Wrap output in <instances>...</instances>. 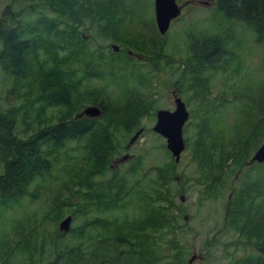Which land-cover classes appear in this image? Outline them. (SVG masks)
<instances>
[{
	"label": "trees",
	"instance_id": "16d2710c",
	"mask_svg": "<svg viewBox=\"0 0 264 264\" xmlns=\"http://www.w3.org/2000/svg\"><path fill=\"white\" fill-rule=\"evenodd\" d=\"M49 2V6L58 15L66 14V19L73 18V21L79 22L80 19L92 17L91 21L99 23H96L97 36L112 38L121 20V25L126 22L127 25H134L140 18L137 5L141 0L128 2V5H122V0ZM210 2L225 19L249 27L256 43L264 47V0ZM7 9L8 7L2 11L1 16L6 17ZM49 21L45 17L38 18L31 29L20 27L13 18L10 19L9 26L0 24V70L20 86L24 82L27 83L26 92L29 93L30 99L28 106L37 104L57 113L52 123L31 135L27 136L21 131L22 137L16 131V112L12 109L0 110V208L28 195L27 189L34 179H44L43 176L49 173L52 165L40 153L39 144L46 141L54 151L63 152L69 143H75L78 153L82 156L83 165L91 163L88 180L76 183L75 189L70 191L69 198L76 196V202H61L55 207L54 215L60 217L64 206L68 205L72 206V210L67 209L72 218L76 217V214L80 216L83 212L93 209L94 218L84 219L77 227L76 235L84 237L87 244H91L93 240L95 245L90 246L87 251L82 249L81 242L69 246L64 243V238L55 232L53 258L47 264H83L95 258L100 260L97 264H103L102 259L106 255L98 251V248L103 246L101 243L126 242L125 237L119 233H112L117 232L120 227L126 230L128 236L138 238L140 245L146 241L151 242L149 248L130 245L124 252L123 264H133L132 261H135V264H161V257L155 256L154 253V250L161 249L158 247L151 250V247L167 238L165 236L168 234L172 235V225L177 216L173 210L174 203L167 198V189L165 190V183H168L173 175L172 164L165 166L161 171L158 170L160 172L157 173L156 179L160 182L159 190H156L159 184L151 188V191L140 185L133 168L129 180L115 176L105 178L103 175L107 160L105 155L108 150L114 151L118 142L116 134L121 131L120 127L130 133L139 123L137 117L121 123L115 122L113 118L124 113L123 105L130 98L137 99L134 96L145 89L139 87H146L148 79L143 74L124 69L126 62L132 61L124 53L115 55L108 52L106 56L98 46L89 48L87 40L78 37L72 26L66 25L65 29L68 31L53 30L54 27ZM148 22L153 23L152 20ZM65 38L68 39L69 45ZM223 48L221 41L213 35L201 34L194 38L188 44L189 60L193 63L190 72L207 74L215 68L214 66H219L224 57ZM56 51L67 53L59 55ZM113 58L119 59L121 63L116 64ZM156 65L157 59L150 69L156 70ZM94 80H97L98 85L90 86L89 82ZM108 86L116 89L117 93L111 94L112 90L108 89ZM89 91L93 94L91 104L100 111L97 119L77 117L73 112L77 96ZM258 104L260 107L264 106V103ZM238 105L234 110L242 113L245 108L247 114L242 118H239L242 114L237 115L230 129H217L221 119L216 116L223 114L221 111L224 108L220 103L213 111L207 109V115L196 118L190 142L185 139V148L194 163H191L193 170L190 180L200 185V196L208 201L221 197L220 194L227 189L221 179L228 178L230 171L247 166L246 162L242 164L249 151L256 150L258 145L264 142V110L258 108L262 112L260 116H263L260 117L261 120H257V116L252 117L249 113L248 104ZM212 125L215 126L212 128ZM75 167L74 164L71 168ZM221 188L222 191H219ZM228 190L231 193L224 203L223 226L231 233L232 245L234 249H239V255H233L225 264H264V174L260 175L259 179L256 176L248 178L238 190ZM257 195L261 197V204L253 206L251 200ZM127 206L133 207V213L130 215L124 213ZM118 221L120 226H116ZM13 226L17 228V236L18 229L21 231L18 246L28 248L31 229L26 231L25 226L28 225L19 220H15ZM91 230L97 231L95 237L94 231L92 234ZM74 231L75 229H71L70 233ZM4 242L6 243V240ZM167 246L171 249L175 246L177 249V257L172 261L183 264L177 240L172 238ZM162 249L164 254L165 249ZM163 254L161 252L162 257L167 258ZM111 259L112 264L118 263L116 257ZM27 261L33 262L31 258H27Z\"/></svg>",
	"mask_w": 264,
	"mask_h": 264
},
{
	"label": "rangeland",
	"instance_id": "374dc122",
	"mask_svg": "<svg viewBox=\"0 0 264 264\" xmlns=\"http://www.w3.org/2000/svg\"><path fill=\"white\" fill-rule=\"evenodd\" d=\"M135 1L137 0H122L121 3L128 5V2ZM183 2L186 4L181 8L180 15L170 22L163 35H159L155 28L153 0H141L137 5L140 18L134 22V25H127V22L121 25L123 23L121 20L112 38L95 35L96 23L98 25L99 23L91 21L90 16L76 22L73 18L66 19L64 13L58 15L49 6L51 4L49 0H0V24L9 26L10 19L13 18L20 27L31 29L34 28V21L45 17L52 23L53 30L68 31L65 29L66 25L72 26L78 37L87 40L89 48L98 46V49H101L106 56L108 52L115 55L124 53L128 59L132 60L126 62L124 69L145 75L148 83L146 87H139L145 89L134 96L136 100L130 98L123 105L124 113L113 120L121 123L137 117L139 123L130 133L120 127L121 131L116 134L118 142L114 151L108 150L105 155L107 160L103 175L105 178L115 176L129 180L133 168L140 185L151 191V188L159 184L156 189L159 190L161 186L156 179L157 173L165 166L172 164L173 175L168 183H165V190L167 189V198L174 203L173 210L177 216L172 225V235L165 236L167 237L163 239L165 243H162L163 241L156 243L151 250L158 247L161 249V251L154 250L155 256L161 257L159 260L161 264H176L172 259L177 257V249L175 246L173 249L167 246V243L169 244V241L174 238L177 240V246L180 247L179 255L184 260L183 264H187V260L192 256L195 259L191 264H225L233 255H239V249H234L232 245L231 233L223 226L224 203L231 193L228 189L238 190L248 178L256 176L259 179L260 175L264 174V165L249 163L255 149L250 150L242 164L246 162L247 166L234 169L230 171L228 178L221 179L227 185V189L220 194L219 199L208 201L206 198H201L200 185L190 180L194 163L185 148V139L190 142L196 118L207 115V109L213 111L220 103L224 108L221 111L223 114L216 116L221 119L217 125L218 131L226 127L230 129L237 115L242 114L239 117L242 118L247 114L245 108L242 113L234 110L239 106L238 103L248 104L251 116H257V120H261L260 117L263 115L260 116L262 112L258 108L264 110V106L260 107L258 103H264V47L256 43L249 27L225 19L210 0H177L178 5ZM6 7H8L6 17H3L1 13ZM151 20L153 23L148 22ZM201 34H210L219 39L224 47V57L220 60L219 66H214L215 68L209 73L193 74L190 72L193 63L191 59L189 60L188 44ZM65 41L69 45L67 38ZM56 52L59 55L67 53V51ZM113 59L116 64L121 63L119 59ZM153 59L154 61L157 59L156 70L150 69ZM96 82L97 80H94L89 84L97 86ZM26 88L27 83L24 82L20 86L13 78L0 70V110L12 109L16 112V131L22 137L21 131L29 136L52 123L57 117V113L48 107H40L37 104L28 106L30 99ZM107 88L112 90L111 94L117 93V90L111 86ZM172 91L184 104L188 113L181 131L184 150L177 162H174L166 150L164 139L151 130L157 110H173ZM92 99V92L80 93L73 106V112L78 114L84 107L91 106ZM214 126L212 125V128ZM138 131L140 132L136 139L130 143V139ZM67 147L63 152H59L51 149L49 142L44 141L39 144L40 153L52 165L49 173L43 176L44 179H34L35 181L27 189L28 195L0 208V264H47L53 258L55 232L59 233L64 238V243L69 246L81 242L82 249L87 251L90 246L95 245L93 240L91 244H87L84 237L76 235L77 227L84 219L94 218L93 209L90 212H83L80 216L76 214V217L72 218L71 213L67 211V209L72 210V206L68 205L64 206L60 217L57 218L54 215L55 207L61 202L70 204L76 202L74 200L76 196L69 198L70 191L75 189L76 183L86 182L89 176L91 163L87 162L83 165L82 156L78 153L75 143H69ZM93 151L96 152L94 149ZM124 156L128 158L121 161L120 159ZM74 164L76 167L72 169ZM219 191H222V188ZM251 203L253 206H260L261 197L253 196ZM124 213L132 214L133 207L127 206ZM66 216L71 217L69 231L61 234L57 231V225ZM15 220L26 223L28 225L25 226L26 231L31 229L28 248L18 246L21 231L18 229L17 236V228L13 226ZM119 223L120 221L116 226H120ZM71 229L75 231L70 233ZM91 233L95 237L97 231L91 230ZM112 233H119L125 237L126 242L101 243L103 246L99 247L98 251L106 255L102 259L103 264H112L111 257L117 258V264H123L124 252L130 245L136 244L135 247L149 248L148 245L151 243L146 241L140 245L138 238L128 236L122 227ZM162 248L165 249L164 254ZM161 252L167 258L162 257ZM27 258H31L33 262L29 263ZM99 261L95 258L83 264H97ZM132 263L136 262L132 261Z\"/></svg>",
	"mask_w": 264,
	"mask_h": 264
},
{
	"label": "water",
	"instance_id": "95a60500",
	"mask_svg": "<svg viewBox=\"0 0 264 264\" xmlns=\"http://www.w3.org/2000/svg\"><path fill=\"white\" fill-rule=\"evenodd\" d=\"M176 4V0H153V19L155 28L159 35H163L170 22L179 16L180 9L185 5ZM173 100V111L169 112L167 110H157L155 112V122L152 126V132L159 135L164 139L165 148L170 153L174 162H177L179 155L184 150V143L182 139V126L188 118V113L184 107V104L176 96L175 92L171 93ZM100 115L99 109L96 106L84 107L77 117H85L88 119H96ZM140 131L134 134L130 139L132 143ZM128 157L124 156L120 160L124 161ZM249 163H264V142H262L258 148L253 152ZM71 222V217L66 216L57 225V230L61 234H65L69 231V226ZM195 259L194 256L187 260V264Z\"/></svg>",
	"mask_w": 264,
	"mask_h": 264
}]
</instances>
